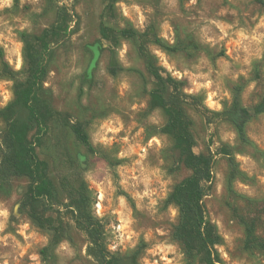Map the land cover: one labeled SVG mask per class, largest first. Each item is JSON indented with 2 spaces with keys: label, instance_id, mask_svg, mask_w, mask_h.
Here are the masks:
<instances>
[{
  "label": "rangeland",
  "instance_id": "1",
  "mask_svg": "<svg viewBox=\"0 0 264 264\" xmlns=\"http://www.w3.org/2000/svg\"><path fill=\"white\" fill-rule=\"evenodd\" d=\"M57 7L67 18L42 48L47 66L43 86L55 109L86 121L96 152L87 151L66 126L53 121L36 146L38 155L48 161L55 183L61 175L85 180L94 195L93 212L105 223L109 250L128 253L142 244L138 264H188L171 235L177 209L165 198L189 169L180 164L172 138L160 130L163 111L149 109L152 77L137 53V40L113 45L99 37L101 0H58L56 5L0 0L5 60L24 76L21 33L39 34L54 22ZM104 20L114 28L155 33L176 45L171 52L148 44L155 62L207 108L229 109L240 88L237 114L215 116L208 123L198 109L185 105V110L192 120L193 150L215 153L226 144L236 163L229 186V160L215 154L213 188L204 199L221 236L214 246L220 263L264 264V249L244 245L243 225L254 221L264 238V112L253 111L264 102V6L258 0H116ZM11 98L12 81L0 74V106ZM239 115L246 119L244 140L233 123ZM3 125L0 119V129ZM26 183L15 177L0 184V264H41L40 249L50 239L48 230L18 210ZM67 231L48 263L95 264L85 254V236L73 225Z\"/></svg>",
  "mask_w": 264,
  "mask_h": 264
},
{
  "label": "trees",
  "instance_id": "2",
  "mask_svg": "<svg viewBox=\"0 0 264 264\" xmlns=\"http://www.w3.org/2000/svg\"><path fill=\"white\" fill-rule=\"evenodd\" d=\"M19 0H12L14 5ZM56 5L58 0H46ZM116 0H101L98 32L101 39L117 45L121 39L137 40V53L142 58L153 87L149 91V109L160 108L166 119L161 132L173 140L180 164L189 169V174L176 182L165 198L166 204L177 209V221L172 228V238L182 247L188 264H221L215 245L221 241L215 225L208 217L204 199L213 188V161L215 154H225L231 165L229 186L236 175L235 159L226 144H220L213 153L195 152V139L191 132V118L185 105L198 109L211 122L212 117L237 114L240 109L239 92L235 88L229 109L214 111L207 108L199 95L184 90V82L172 76L157 64L149 50L152 42L166 51L178 47L165 42L155 33L148 34L133 27L114 28L104 18L114 10ZM264 6V0H258ZM66 12L56 8L54 22L39 34L21 33L25 72L19 77L4 58L0 47V74L12 81V98L0 106V184L15 177L27 180L19 200L18 210L27 215L37 227L50 232L49 242L40 249L41 264H49L54 247L68 234L73 225L86 239L85 254L95 264H138L142 244L128 253H119L107 248L105 223L95 215L92 206L94 195L81 177L61 175L55 183L49 173V163L38 155L36 146L42 143L50 122H59L72 133L76 142L87 151L96 152L88 132L86 121L70 118L66 111L53 107L52 99L43 86L47 66L42 48L66 23ZM254 113L264 112V102L253 107ZM245 118H234V125L241 139H245ZM43 134V135H42ZM72 223V224H71ZM244 245L248 249H264V238L256 232L254 221H244Z\"/></svg>",
  "mask_w": 264,
  "mask_h": 264
}]
</instances>
